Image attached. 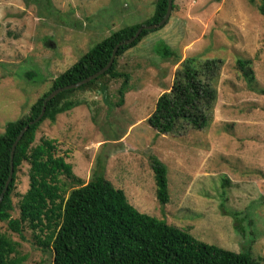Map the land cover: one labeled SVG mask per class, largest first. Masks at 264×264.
Listing matches in <instances>:
<instances>
[{"label": "rangeland", "instance_id": "374dc122", "mask_svg": "<svg viewBox=\"0 0 264 264\" xmlns=\"http://www.w3.org/2000/svg\"><path fill=\"white\" fill-rule=\"evenodd\" d=\"M156 0H0V134L29 113L53 81L113 32L141 24ZM162 29L119 58L131 75L120 105L123 80L106 94L90 89L73 99L82 105L44 121L35 144L56 141L76 176L88 183L96 172L141 213L188 231L196 240L232 252L264 257V0H175ZM175 57L162 58L158 44ZM221 59L214 119L202 131L181 123L158 134L148 123L159 97L171 91L187 58ZM251 60L254 82L239 71ZM168 168L170 202L159 203L150 156ZM30 164L17 172L12 217L29 189ZM69 187L74 181L61 176ZM0 232L21 244L25 264H53V253L38 246L25 225L21 235L0 221Z\"/></svg>", "mask_w": 264, "mask_h": 264}, {"label": "trees", "instance_id": "16d2710c", "mask_svg": "<svg viewBox=\"0 0 264 264\" xmlns=\"http://www.w3.org/2000/svg\"><path fill=\"white\" fill-rule=\"evenodd\" d=\"M167 10L168 0H156L150 18L141 24L125 26L97 43L54 79L51 90L31 106L28 114L6 124L4 133L0 134V196L10 175L12 146L25 126L41 114L50 93L82 82L102 70L118 44L132 38L143 26L159 24ZM259 11L264 16V4ZM162 28L144 30L134 43L121 46L106 74L48 101L43 119L29 127L17 146L13 180L0 205V221L19 235L27 225L38 246L53 253V264H264V257L255 259L249 252L236 253L198 241L188 231L139 212L124 190L116 188L102 171L85 183L74 174L72 164L57 155L56 141L43 139L35 144L37 131L44 121L55 122L58 115L83 104L72 97L77 91L95 88L106 94L110 81L123 80L119 89L121 105L129 92L131 75L119 70V58ZM155 50L164 59L179 60L178 54L165 43L158 44ZM223 65L221 59H185L175 74L171 91L159 97L148 119L149 125L158 134H172L181 123L196 131L207 129L214 119L218 97L214 84L218 83ZM237 65L243 78L252 84L255 79L252 61L240 59ZM150 160L157 199L167 205L170 202L168 168L154 155ZM25 162L30 164V185L20 201V218L14 219L17 172ZM61 176L73 180L76 186L68 187ZM20 247L19 242L0 232V264H25L26 257Z\"/></svg>", "mask_w": 264, "mask_h": 264}, {"label": "water", "instance_id": "95a60500", "mask_svg": "<svg viewBox=\"0 0 264 264\" xmlns=\"http://www.w3.org/2000/svg\"><path fill=\"white\" fill-rule=\"evenodd\" d=\"M172 11H173V0H168V10H167V13H166V16L164 17V19L159 24H153V25L143 26V27L139 28L138 31L136 32V34L132 38L128 39L125 42H122V43L118 44L115 47L114 51H113L112 57L110 59V62L102 70H100L99 72H97L96 74L90 76L89 78L85 79L82 82H79V83L74 84V85L66 86L65 88H59V89H57V90H55V91L50 93V95L45 99V101L43 103V108H42L41 114L38 116V118H36L35 120L29 122L28 125L25 126V128L20 132L19 136L17 137L16 141L14 142V144L12 146L10 175H9L8 181L6 183L5 189H4L3 193L0 196V205H1L2 201H3V199H4V196H5L6 192L9 189V186H10L12 180H13L14 157H15V152H16L17 146H18L19 142L21 141V139L23 138L25 132L29 129V127L33 126L34 124L39 123L43 119V117H44V115L46 113V110H47L48 101H50L51 99H53L54 97H56L58 94H60L61 92L65 91V90H71V89L80 88L83 85H86L89 82H91L93 80H96L100 76L106 74L107 71H109V69L112 67V65H113V63H114V61L116 59L117 52H118V50L120 49L121 46L130 45V44L134 43L140 37V35L142 34V32L144 30H156V29L161 28L164 25H166L168 23L169 19H170Z\"/></svg>", "mask_w": 264, "mask_h": 264}]
</instances>
